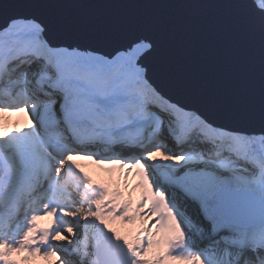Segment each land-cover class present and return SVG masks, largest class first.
<instances>
[{
  "label": "snow or ice",
  "instance_id": "snow-or-ice-1",
  "mask_svg": "<svg viewBox=\"0 0 264 264\" xmlns=\"http://www.w3.org/2000/svg\"><path fill=\"white\" fill-rule=\"evenodd\" d=\"M189 6L258 69V128L166 95L144 63L151 36L104 52L0 2V264H264V0Z\"/></svg>",
  "mask_w": 264,
  "mask_h": 264
},
{
  "label": "water",
  "instance_id": "water-1",
  "mask_svg": "<svg viewBox=\"0 0 264 264\" xmlns=\"http://www.w3.org/2000/svg\"><path fill=\"white\" fill-rule=\"evenodd\" d=\"M44 2L53 0H3V14L37 12L53 22L63 42L104 52L151 36L156 48L144 63L166 95L220 122L259 127L258 69L221 21L189 6L193 0Z\"/></svg>",
  "mask_w": 264,
  "mask_h": 264
},
{
  "label": "rangeland",
  "instance_id": "rangeland-1",
  "mask_svg": "<svg viewBox=\"0 0 264 264\" xmlns=\"http://www.w3.org/2000/svg\"><path fill=\"white\" fill-rule=\"evenodd\" d=\"M6 120L9 123L17 122L20 124V127H24V117L22 116H10L7 117ZM78 164L81 165V168L83 171L88 172L89 175L92 176L94 180L97 181H103V182H110L111 177L109 176L108 172L104 168H100L97 165L93 164L91 161L88 160H78ZM136 178L133 175L129 176L128 185H129V191H130V198L135 200L137 199L140 194L141 190L136 189L135 191H131L132 186L136 183ZM48 224L47 218L39 222L40 227H46ZM115 227L119 228L121 227L119 224L115 225ZM56 243V242H54ZM61 243V242H60ZM60 243H56L57 246H59ZM32 264H57V262L53 259L52 261H45L43 259L37 258Z\"/></svg>",
  "mask_w": 264,
  "mask_h": 264
},
{
  "label": "bare ground",
  "instance_id": "bare-ground-1",
  "mask_svg": "<svg viewBox=\"0 0 264 264\" xmlns=\"http://www.w3.org/2000/svg\"><path fill=\"white\" fill-rule=\"evenodd\" d=\"M56 243H60V242L57 241Z\"/></svg>",
  "mask_w": 264,
  "mask_h": 264
}]
</instances>
